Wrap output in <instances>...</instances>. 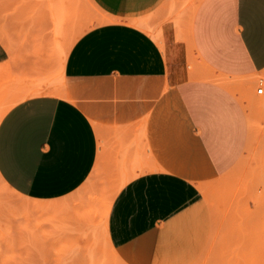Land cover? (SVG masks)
I'll use <instances>...</instances> for the list:
<instances>
[{"label": "crops", "instance_id": "crops-1", "mask_svg": "<svg viewBox=\"0 0 264 264\" xmlns=\"http://www.w3.org/2000/svg\"><path fill=\"white\" fill-rule=\"evenodd\" d=\"M0 0V185L32 204L129 177L105 237L122 264H194L204 190L242 156L234 91L264 71V0ZM72 33H77L71 39Z\"/></svg>", "mask_w": 264, "mask_h": 264}, {"label": "rangeland", "instance_id": "rangeland-1", "mask_svg": "<svg viewBox=\"0 0 264 264\" xmlns=\"http://www.w3.org/2000/svg\"><path fill=\"white\" fill-rule=\"evenodd\" d=\"M75 3L92 24L90 1ZM234 91L246 114L245 145L241 158L205 186L212 232L194 264H264V71L242 78ZM128 178L92 174L74 194L48 204L29 203L0 185V264H122L104 227Z\"/></svg>", "mask_w": 264, "mask_h": 264}, {"label": "built area", "instance_id": "built-area-1", "mask_svg": "<svg viewBox=\"0 0 264 264\" xmlns=\"http://www.w3.org/2000/svg\"><path fill=\"white\" fill-rule=\"evenodd\" d=\"M256 93H257L258 95L262 94V93H263V89H262V88H258V89L256 90Z\"/></svg>", "mask_w": 264, "mask_h": 264}, {"label": "bare ground", "instance_id": "bare-ground-1", "mask_svg": "<svg viewBox=\"0 0 264 264\" xmlns=\"http://www.w3.org/2000/svg\"><path fill=\"white\" fill-rule=\"evenodd\" d=\"M206 190H204V193H205Z\"/></svg>", "mask_w": 264, "mask_h": 264}]
</instances>
